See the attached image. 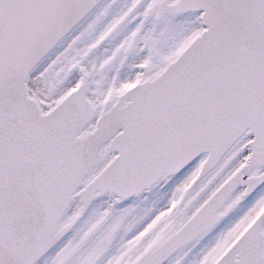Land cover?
Here are the masks:
<instances>
[{
  "label": "snow or ice",
  "instance_id": "snow-or-ice-1",
  "mask_svg": "<svg viewBox=\"0 0 264 264\" xmlns=\"http://www.w3.org/2000/svg\"><path fill=\"white\" fill-rule=\"evenodd\" d=\"M0 264H264V0H0Z\"/></svg>",
  "mask_w": 264,
  "mask_h": 264
}]
</instances>
